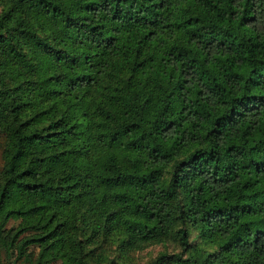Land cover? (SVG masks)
Listing matches in <instances>:
<instances>
[{"label":"trees","instance_id":"trees-1","mask_svg":"<svg viewBox=\"0 0 264 264\" xmlns=\"http://www.w3.org/2000/svg\"><path fill=\"white\" fill-rule=\"evenodd\" d=\"M0 3V264H264V0Z\"/></svg>","mask_w":264,"mask_h":264},{"label":"rangeland","instance_id":"rangeland-1","mask_svg":"<svg viewBox=\"0 0 264 264\" xmlns=\"http://www.w3.org/2000/svg\"><path fill=\"white\" fill-rule=\"evenodd\" d=\"M2 10V4L0 3V14ZM18 222L10 221L6 227V229H13L16 228ZM193 236V235H192ZM33 247H28L27 252L32 251ZM164 251L163 246L161 245H154L150 246L146 249H144L141 252H137L134 254L132 261L130 264H147L150 261H152L160 252ZM167 251L169 253H176L179 250L176 248V246L173 243L167 244ZM5 254L4 252H1V259L4 260ZM58 264V263H56Z\"/></svg>","mask_w":264,"mask_h":264}]
</instances>
